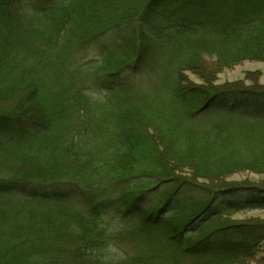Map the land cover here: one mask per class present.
I'll use <instances>...</instances> for the list:
<instances>
[{"label":"trees","instance_id":"obj_1","mask_svg":"<svg viewBox=\"0 0 264 264\" xmlns=\"http://www.w3.org/2000/svg\"><path fill=\"white\" fill-rule=\"evenodd\" d=\"M246 60L264 61V0H0V264L263 255L264 220L233 214L264 187L228 179L264 173V86L216 84Z\"/></svg>","mask_w":264,"mask_h":264},{"label":"rangeland","instance_id":"obj_2","mask_svg":"<svg viewBox=\"0 0 264 264\" xmlns=\"http://www.w3.org/2000/svg\"><path fill=\"white\" fill-rule=\"evenodd\" d=\"M107 39L102 38L98 42L95 41L89 47L84 48L80 52V54H78V57L80 56L79 58L82 57L89 60L96 59L98 58V56L101 57V54L104 53L101 47L104 42L108 41ZM101 40L104 41L101 43ZM132 51L133 50L131 49L121 51L120 52L121 54L118 55L116 59H118V61H121L124 58L129 57V55H134ZM130 58L133 59V56ZM148 72L153 75V79L151 75V77H149V79L146 80L147 84H149V82L150 84L151 83L156 84L157 82H160V80L162 79L161 72L157 73L156 71H154L155 74L153 71L152 73L150 70ZM149 75L146 74L145 77H148ZM188 76L190 80H192L194 83L195 82L199 84L202 83L201 79H199L196 75L188 73ZM216 84H221L222 86L225 87H230L232 85H235L240 88L242 87L246 88L249 86L258 88L260 86H264V61L246 60L232 68L226 69L216 76ZM153 88L155 89V86H153ZM3 176L6 175L3 174ZM0 177H2V175ZM110 182L111 181L109 180L103 182L101 186L104 187V190L106 191H103L102 194L104 196H107V198L113 197V195L118 196L122 201L123 200L122 198L125 195V191H120L113 185L115 192H112L110 189L111 188ZM228 182L231 184H260V186L264 187V173H256L253 171H242L232 175L228 179ZM166 194L168 196L169 192H167ZM162 198H163L162 196L160 197L158 196L157 199L162 200ZM74 207H77V204ZM138 217L139 216L137 215V217L132 218L133 220L131 222L127 220L126 221L127 226L129 227H132V225L136 226L140 221V218ZM233 217L238 220H254V221L264 220V209H251V210L245 209L233 214ZM247 264H264V254L257 256L252 261H249Z\"/></svg>","mask_w":264,"mask_h":264}]
</instances>
